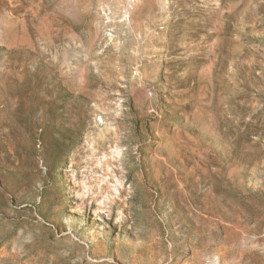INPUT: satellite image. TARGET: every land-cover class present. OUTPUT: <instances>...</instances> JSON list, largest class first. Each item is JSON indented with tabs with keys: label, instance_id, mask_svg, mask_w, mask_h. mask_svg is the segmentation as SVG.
I'll use <instances>...</instances> for the list:
<instances>
[{
	"label": "rangeland",
	"instance_id": "obj_1",
	"mask_svg": "<svg viewBox=\"0 0 264 264\" xmlns=\"http://www.w3.org/2000/svg\"><path fill=\"white\" fill-rule=\"evenodd\" d=\"M0 264H264V0H0Z\"/></svg>",
	"mask_w": 264,
	"mask_h": 264
},
{
	"label": "bare ground",
	"instance_id": "obj_2",
	"mask_svg": "<svg viewBox=\"0 0 264 264\" xmlns=\"http://www.w3.org/2000/svg\"><path fill=\"white\" fill-rule=\"evenodd\" d=\"M88 235V234H87ZM91 237V236H90ZM95 242V241H94Z\"/></svg>",
	"mask_w": 264,
	"mask_h": 264
}]
</instances>
